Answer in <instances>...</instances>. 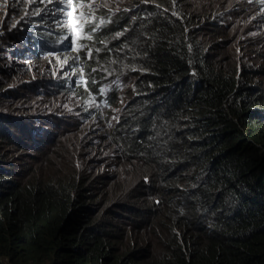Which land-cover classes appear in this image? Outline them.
<instances>
[{"label":"clouds","instance_id":"obj_1","mask_svg":"<svg viewBox=\"0 0 264 264\" xmlns=\"http://www.w3.org/2000/svg\"><path fill=\"white\" fill-rule=\"evenodd\" d=\"M44 7L0 0V197L28 169L50 171L73 185L76 232L109 250L53 253L44 264H168L177 242L225 239L229 210L208 184L221 129L196 97L208 85L200 58L223 49L242 90L264 79V0H73L70 20L88 14L74 44L61 40L54 5L25 15ZM160 21L180 36L167 39L177 57L155 62L154 83L145 51ZM245 25L250 36L236 33ZM169 84L175 95L161 90Z\"/></svg>","mask_w":264,"mask_h":264},{"label":"trees","instance_id":"obj_2","mask_svg":"<svg viewBox=\"0 0 264 264\" xmlns=\"http://www.w3.org/2000/svg\"><path fill=\"white\" fill-rule=\"evenodd\" d=\"M153 34V45L145 52L154 70L147 78L157 83L162 74L155 62L177 57L178 44L166 42L180 34L162 21L153 27ZM228 57L223 49L213 58L202 55L208 85L196 90V97L213 111V123L221 129L214 144L215 175L208 184L228 207L226 237H214L201 249L177 242L168 264H264V79L242 90L245 82L237 81L236 61L229 62ZM179 87L189 88L187 80ZM161 90L172 96L178 88L169 84ZM72 188L70 181L50 171L41 174L28 169L13 180L12 188L0 197V264H44L53 253L71 256L82 249L109 252L103 250L106 242L93 232H76V224L70 221L79 219L70 203ZM109 260H116L115 255Z\"/></svg>","mask_w":264,"mask_h":264},{"label":"snow or ice","instance_id":"obj_3","mask_svg":"<svg viewBox=\"0 0 264 264\" xmlns=\"http://www.w3.org/2000/svg\"><path fill=\"white\" fill-rule=\"evenodd\" d=\"M29 2L33 6L39 3H44L45 7L42 9H38L35 13L31 12L30 9H26L25 11L26 16H31L33 14L37 16H41L42 14L49 12V9H48L49 4L54 5V8L51 10V16L53 17L56 27L68 33L67 36H62L61 40L71 41V43L73 44L77 42V38L73 35V33L76 32L77 30H80L81 32L84 30L86 17L88 14L83 11H79L77 12L75 16V20L78 22L74 23L72 20H70L69 18L73 17V12L69 11L68 8H69V5L73 4V0H29ZM84 7L93 9L95 5L92 3H89L87 5H84L81 3L79 5V8L81 9H83ZM58 17H63V19H59ZM24 18L25 17H21V20L17 21V23L13 25V28H15L17 24H19L21 21H23ZM93 31H95V29H93ZM84 47L86 46L80 45V47L77 49H74V51L79 52ZM88 55H89V58H91L90 49L88 50ZM75 59H79V56H76ZM67 62L68 61L65 59L62 62L61 67H63V64Z\"/></svg>","mask_w":264,"mask_h":264},{"label":"rangeland","instance_id":"obj_4","mask_svg":"<svg viewBox=\"0 0 264 264\" xmlns=\"http://www.w3.org/2000/svg\"><path fill=\"white\" fill-rule=\"evenodd\" d=\"M246 19V17H245ZM230 31H233L234 28L233 27H229ZM250 32H251V28H249L248 26L245 25V28L244 29H237L236 30V33H238L239 35L241 36H250ZM264 42V40L262 41ZM261 49H264V43H262V47ZM259 57H257L258 59Z\"/></svg>","mask_w":264,"mask_h":264}]
</instances>
